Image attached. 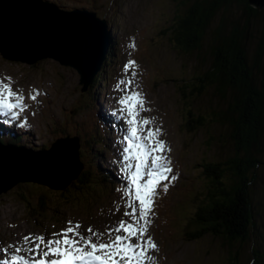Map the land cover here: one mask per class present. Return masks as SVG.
<instances>
[{"label":"rangeland","instance_id":"rangeland-1","mask_svg":"<svg viewBox=\"0 0 264 264\" xmlns=\"http://www.w3.org/2000/svg\"><path fill=\"white\" fill-rule=\"evenodd\" d=\"M44 1L65 11L95 12L107 22L112 33L109 51L113 41L115 53L109 56L112 63L104 70L105 81L85 93L81 76L72 67L54 59L31 66L8 60L0 53V81L22 94L25 104L18 111V119L9 116L13 120L10 126L0 121V132L21 137L18 145L33 151L48 150L60 138L80 137L81 158L85 169L92 171L93 181L84 190L70 186L63 191L21 183L0 196V264L11 257L12 249L8 246L27 248L25 236L51 237L67 227L68 221L80 223V231L85 235L88 227L106 232L122 220L132 222L133 218L125 215L131 211L127 206L131 198L124 193L131 187L127 165L135 161H125L128 155L124 152L128 147L125 137L131 135L127 122L130 117L121 111L124 106L119 103L131 93H139L143 99L137 135H142L144 143L151 147L153 138L148 134L159 130L158 138L166 149L162 155L170 160V175L176 177L164 181L168 190L159 189L155 199L148 235L158 251L149 252L153 257L151 264H264V146L260 156L263 163L251 186L255 225L248 241L212 235L192 239L184 233L192 212L206 194L208 183L202 164L224 162L236 153L230 129L214 121V113L226 107L215 88L201 97L194 93L189 98L195 113L206 117V126L193 133L185 127L183 109L188 101L180 90L186 87L189 95L192 89L188 86L212 62L210 40L200 53L192 54L174 48L170 41L168 30L188 3L184 6L173 0ZM223 17H227L229 28L244 24L246 19L238 3L223 10L213 27ZM254 25L255 38L249 45L251 56L263 23L255 20ZM130 61L135 64L126 67ZM144 120L149 123L143 124ZM93 162L99 164L100 170L91 169ZM102 171L111 173L115 185L102 180ZM42 206L48 208L46 213L42 212ZM5 247L7 252L3 251Z\"/></svg>","mask_w":264,"mask_h":264},{"label":"trees","instance_id":"trees-1","mask_svg":"<svg viewBox=\"0 0 264 264\" xmlns=\"http://www.w3.org/2000/svg\"><path fill=\"white\" fill-rule=\"evenodd\" d=\"M173 1L184 6L188 3L168 30L173 47L187 54L200 53L206 43L211 42L209 69L188 86L192 89L189 95L186 87L180 90L188 101L183 109L187 119L185 127L193 133L206 126V117L195 113L189 98L194 93L201 97L208 89L215 88L226 107L214 113V121L230 129L236 146L235 155L226 161L202 164L208 183L206 194L192 212L184 233L192 239L212 235L246 242L255 225L251 186L263 163L260 156L264 146V11L253 8L249 0ZM234 3L243 7L245 23L229 28L227 17H223L217 27H213L218 15L232 8ZM255 20H261L263 27L251 56L249 45L255 38ZM114 53L115 42L112 41L109 56L113 57ZM110 57L109 63H112ZM105 71L95 77L88 91L105 81ZM20 140L21 137L12 132H0L1 143L18 145ZM92 142H96L95 138ZM96 168L100 170L99 164L93 162L91 169ZM101 174L105 183L115 185L110 172ZM91 177L92 171L85 169L71 187L84 190L92 184ZM41 209L44 213L48 210L46 206Z\"/></svg>","mask_w":264,"mask_h":264},{"label":"water","instance_id":"water-1","mask_svg":"<svg viewBox=\"0 0 264 264\" xmlns=\"http://www.w3.org/2000/svg\"><path fill=\"white\" fill-rule=\"evenodd\" d=\"M264 11V0H249ZM112 33L85 9L65 11L44 0H0V53L31 66L54 59L76 69L85 93L109 63ZM80 137L60 138L50 149L28 150L0 142V196L21 183L63 191L85 170Z\"/></svg>","mask_w":264,"mask_h":264},{"label":"snow or ice","instance_id":"snow-or-ice-1","mask_svg":"<svg viewBox=\"0 0 264 264\" xmlns=\"http://www.w3.org/2000/svg\"><path fill=\"white\" fill-rule=\"evenodd\" d=\"M134 64L135 61H130L126 67ZM36 95L32 96L33 100ZM23 101L24 97L13 90L10 84L0 81V113L18 119L19 112L16 110L24 109ZM119 103L124 106L121 111H126L130 117L127 122L131 135L125 137L128 141V147L124 149L128 154L125 161H135L127 165L131 187L124 193L131 198L127 204L131 211L125 215L131 216L132 222L122 220L116 228L106 232L88 227V234L85 235L80 231V223L68 221L67 227L52 233L51 237L25 236L23 240L27 248L8 246L12 254L5 264H151L153 257L149 252L158 251L157 244L148 235L155 199L159 189L167 192L168 185L164 181L175 180L176 177L170 175V160L162 155L166 149L164 142L158 138L159 130L148 134L153 138L151 147L144 143L142 135H137V125L141 123L137 117L139 108L143 107L140 94L126 95ZM142 123L146 125L149 121L144 120ZM8 247L3 251L7 252ZM22 252L27 254L21 255Z\"/></svg>","mask_w":264,"mask_h":264},{"label":"bare ground","instance_id":"bare-ground-1","mask_svg":"<svg viewBox=\"0 0 264 264\" xmlns=\"http://www.w3.org/2000/svg\"><path fill=\"white\" fill-rule=\"evenodd\" d=\"M2 80V79H1ZM4 82V81H3ZM5 83V82H4ZM9 84V83H8ZM11 86V85H10ZM12 87V86H11ZM22 95V94H21ZM107 114V113H106ZM109 116V114L107 115V117ZM106 117V116H105ZM111 118V117H110Z\"/></svg>","mask_w":264,"mask_h":264}]
</instances>
